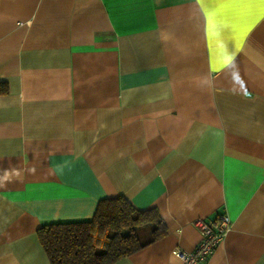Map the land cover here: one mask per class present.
<instances>
[{
  "label": "crops",
  "instance_id": "obj_1",
  "mask_svg": "<svg viewBox=\"0 0 264 264\" xmlns=\"http://www.w3.org/2000/svg\"><path fill=\"white\" fill-rule=\"evenodd\" d=\"M0 264L122 195L166 232L112 264H264V0H0Z\"/></svg>",
  "mask_w": 264,
  "mask_h": 264
},
{
  "label": "trees",
  "instance_id": "obj_2",
  "mask_svg": "<svg viewBox=\"0 0 264 264\" xmlns=\"http://www.w3.org/2000/svg\"><path fill=\"white\" fill-rule=\"evenodd\" d=\"M165 232L156 208L137 209L116 195L100 199L89 219L43 223L36 235L49 264H112Z\"/></svg>",
  "mask_w": 264,
  "mask_h": 264
},
{
  "label": "built area",
  "instance_id": "obj_3",
  "mask_svg": "<svg viewBox=\"0 0 264 264\" xmlns=\"http://www.w3.org/2000/svg\"><path fill=\"white\" fill-rule=\"evenodd\" d=\"M230 218L225 213H219L212 219L199 218L195 220L201 238L198 244L189 251L174 248L171 252L183 264H201L222 240L230 226Z\"/></svg>",
  "mask_w": 264,
  "mask_h": 264
}]
</instances>
